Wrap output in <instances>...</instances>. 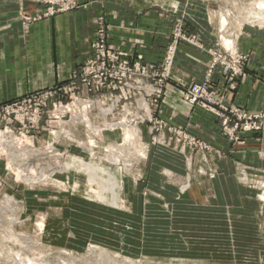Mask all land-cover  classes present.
Here are the masks:
<instances>
[{
	"label": "rangeland",
	"instance_id": "374dc122",
	"mask_svg": "<svg viewBox=\"0 0 264 264\" xmlns=\"http://www.w3.org/2000/svg\"><path fill=\"white\" fill-rule=\"evenodd\" d=\"M235 1L228 2L232 11L240 6ZM67 2L0 0V7L3 13H9L7 16H19L28 24ZM27 5L39 12L29 13ZM255 5L249 0L243 5L244 11H252ZM259 9H264V2L259 3ZM244 22L258 26L264 20ZM179 25L192 39L180 40L179 44L202 46L197 35L188 33L182 16L174 22L162 59H139L123 51L125 57L133 64L140 60L160 63ZM218 40L221 44L211 52L212 57L213 53L239 54L234 52L229 37L218 36ZM92 41L90 55L69 78L92 55ZM173 81L172 74L169 85ZM168 86L158 107L157 92L148 95V90L132 82L126 88L129 98L116 101L115 116L108 119L98 109L111 107L109 95L113 90L88 89L98 99L94 105L97 110L90 114L101 128L97 138L84 124L70 128L71 135L65 137L55 123L57 139L50 153L46 144L54 136L41 120L35 129L39 133L34 152L25 149L22 159L9 168L6 156L0 155V264H264V168L256 173L250 165L236 164L235 178L247 192L243 198L250 201L248 205L243 207L240 196H218L214 182L218 169L209 155L212 146L190 132L183 138L184 128L164 115ZM121 93L119 88L116 95ZM143 96L148 98L143 122L137 120L131 129H108L111 123L126 117L143 116L138 106ZM125 103L131 105L124 108ZM249 133L256 134L243 132L237 140L236 135L221 131L234 145ZM64 151L65 156L51 155ZM18 167L27 176L36 174L35 178L18 177ZM41 170L45 177H39ZM91 177L93 184L89 185ZM191 201L197 203L196 207L216 209H196ZM252 202L260 207H253Z\"/></svg>",
	"mask_w": 264,
	"mask_h": 264
},
{
	"label": "crops",
	"instance_id": "0c3cea01",
	"mask_svg": "<svg viewBox=\"0 0 264 264\" xmlns=\"http://www.w3.org/2000/svg\"><path fill=\"white\" fill-rule=\"evenodd\" d=\"M248 1L236 0L240 6L232 11L229 0H78L80 6L76 9L28 24L19 16H7L9 13H3L0 7V101L68 79L90 55L93 33L101 17L109 43L139 59L158 61L175 20L183 16L188 33L197 35L202 46L187 42L178 45L174 81L164 97V115L210 143V161L218 169L214 179L218 196H240L244 207L250 201L243 198L247 192L235 178V167L241 162L256 173L263 170L264 130L246 134L242 141L232 144L221 134L213 113L184 101L180 86L203 82L211 65V52L221 44L218 36L229 37L235 53L248 55L245 71L235 81V89L225 81L221 65L214 70L212 80L215 85H225L227 105L247 111L264 107V23L248 26L244 22L264 20V9H259L264 0H252L256 7L245 12L243 5ZM25 9L33 14L39 12L28 5ZM190 204L196 209H216L196 207L192 201ZM252 205L260 207L259 203Z\"/></svg>",
	"mask_w": 264,
	"mask_h": 264
},
{
	"label": "built area",
	"instance_id": "2783aa9c",
	"mask_svg": "<svg viewBox=\"0 0 264 264\" xmlns=\"http://www.w3.org/2000/svg\"><path fill=\"white\" fill-rule=\"evenodd\" d=\"M67 1L63 7L48 9L44 16L49 17L79 6L78 0ZM179 26L174 29V40L169 43L166 56L160 63L141 62L140 60L133 64L131 59L125 57L126 54L121 49L109 43L105 22L101 17L92 41V55L74 71L66 82L11 101L0 102V155L6 156L8 168L22 159L20 156L25 154V149L33 152L36 150L35 138L39 130L35 132V129L41 120L44 122V127H48L46 129L52 136L56 131L53 128L55 123L61 126L60 131L65 137L71 135L70 128L77 129L79 124H84L92 129L93 138H97L101 128H98V125L92 121L90 114L97 110L94 105L98 99L88 89L113 90V93L109 95L112 101L111 107L98 109L107 119L110 115L115 116L116 101L129 98L126 88L131 87L132 82L139 83L140 89L148 90V95L157 92L155 102L160 107L159 99L164 95L166 87L171 82L179 41L192 42L182 26ZM247 62L248 55L245 54L233 55L231 53L228 56L213 53L211 65L204 81L180 86L185 102L213 113L216 119L221 122L219 126L222 133L231 137L236 135L237 140L243 132L256 133L264 129V107L255 111H247L243 107L227 105L223 95L226 90L225 85H215L212 75L220 63L225 81L230 83L231 89H235V81L244 73ZM119 88L122 93L116 95ZM147 99L145 96L138 99V106L143 112V116H135L136 118L132 116L129 119L126 117L127 120L125 118L111 123L108 129H115L118 126L131 129L132 123L137 120L143 122L148 112ZM130 105L131 103H125L123 107L127 108ZM183 132V138L189 137V132L185 128ZM56 139L57 137L54 136L53 139L47 141L46 149L50 153H53ZM51 155L65 156L66 152ZM29 161L27 159V163ZM43 171L41 170L39 177H45ZM16 172L18 177L24 176L28 180H32L36 176L34 173L31 175L32 178L27 176L22 173L20 167L16 168Z\"/></svg>",
	"mask_w": 264,
	"mask_h": 264
},
{
	"label": "bare ground",
	"instance_id": "6f19581e",
	"mask_svg": "<svg viewBox=\"0 0 264 264\" xmlns=\"http://www.w3.org/2000/svg\"><path fill=\"white\" fill-rule=\"evenodd\" d=\"M93 184V178H89V185H92Z\"/></svg>",
	"mask_w": 264,
	"mask_h": 264
}]
</instances>
